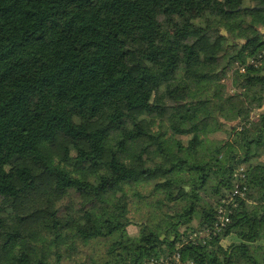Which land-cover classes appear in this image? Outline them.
<instances>
[{
  "label": "trees",
  "instance_id": "trees-1",
  "mask_svg": "<svg viewBox=\"0 0 264 264\" xmlns=\"http://www.w3.org/2000/svg\"><path fill=\"white\" fill-rule=\"evenodd\" d=\"M175 253L264 264V0H0V264Z\"/></svg>",
  "mask_w": 264,
  "mask_h": 264
},
{
  "label": "built area",
  "instance_id": "built-area-1",
  "mask_svg": "<svg viewBox=\"0 0 264 264\" xmlns=\"http://www.w3.org/2000/svg\"><path fill=\"white\" fill-rule=\"evenodd\" d=\"M244 167H240L234 172V188L231 193L226 195V197L221 201L220 205L216 211V223L212 230H206L205 232H194L190 234L187 238L182 239L183 244H187L192 242L194 244H205L207 240L209 241L211 236H215L217 233H220L222 229L226 227L229 223L228 215L231 213L230 207H234V201L236 197H243V192L245 191L244 187L242 186L241 180L244 178ZM171 261H174L176 264H192L188 263H181L179 260L178 253H175L172 257H160L159 259H151L147 264H170Z\"/></svg>",
  "mask_w": 264,
  "mask_h": 264
},
{
  "label": "rangeland",
  "instance_id": "rangeland-1",
  "mask_svg": "<svg viewBox=\"0 0 264 264\" xmlns=\"http://www.w3.org/2000/svg\"><path fill=\"white\" fill-rule=\"evenodd\" d=\"M225 84L228 86V88L231 89V84H230V79L228 78V80H225ZM149 96L146 95L145 97H136L135 98V103L139 104L143 101L149 100ZM224 135H217V139L222 138ZM72 198V197H71ZM132 208L131 211L129 213V217L132 219L131 222H133L134 225H130L127 228V232L128 234L132 237V236H136L138 234V229L135 224H140V223H144L146 220V217L144 216V211H145V207L142 204H136L135 201H132ZM192 226L195 227L197 226V221H193L192 222ZM170 257V256H169Z\"/></svg>",
  "mask_w": 264,
  "mask_h": 264
}]
</instances>
